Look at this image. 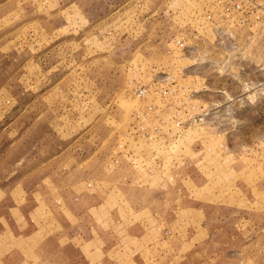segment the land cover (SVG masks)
<instances>
[{"label": "rangeland", "instance_id": "1", "mask_svg": "<svg viewBox=\"0 0 264 264\" xmlns=\"http://www.w3.org/2000/svg\"><path fill=\"white\" fill-rule=\"evenodd\" d=\"M121 173L142 264H264V0H0V224Z\"/></svg>", "mask_w": 264, "mask_h": 264}, {"label": "crops", "instance_id": "2", "mask_svg": "<svg viewBox=\"0 0 264 264\" xmlns=\"http://www.w3.org/2000/svg\"><path fill=\"white\" fill-rule=\"evenodd\" d=\"M121 175L111 178L103 174L96 179L94 198L84 200L81 191L66 198L65 208L58 207L52 214L42 211V206L56 200L17 201V213L2 216L0 264H142L144 253L160 246L148 243V235L157 234L152 224L163 213L158 205L162 202L155 198L159 195L137 198L126 194L123 190L132 183H124ZM144 189L150 193L149 188ZM120 201L131 203L135 215L143 218H125L117 206ZM28 204L30 210L26 211ZM15 217L21 222L13 223ZM125 219L128 225H124Z\"/></svg>", "mask_w": 264, "mask_h": 264}, {"label": "built area", "instance_id": "3", "mask_svg": "<svg viewBox=\"0 0 264 264\" xmlns=\"http://www.w3.org/2000/svg\"><path fill=\"white\" fill-rule=\"evenodd\" d=\"M158 164V163H157ZM171 178V177H170Z\"/></svg>", "mask_w": 264, "mask_h": 264}]
</instances>
